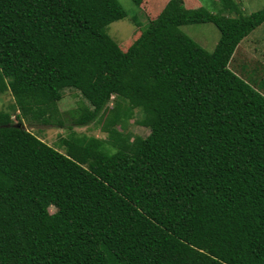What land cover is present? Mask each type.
<instances>
[{
  "label": "trees",
  "instance_id": "1",
  "mask_svg": "<svg viewBox=\"0 0 264 264\" xmlns=\"http://www.w3.org/2000/svg\"><path fill=\"white\" fill-rule=\"evenodd\" d=\"M215 1L166 0L121 46L118 0H0V264H264V59L230 65L264 8ZM196 23L218 27L213 51L180 29ZM67 88L74 125L108 139L61 151L24 125L64 127ZM137 110L150 133L132 139Z\"/></svg>",
  "mask_w": 264,
  "mask_h": 264
},
{
  "label": "rangeland",
  "instance_id": "2",
  "mask_svg": "<svg viewBox=\"0 0 264 264\" xmlns=\"http://www.w3.org/2000/svg\"><path fill=\"white\" fill-rule=\"evenodd\" d=\"M124 8L128 11V16L124 19H120L110 23L106 29L109 35L121 46H125L128 40H134L139 34V27L132 20L133 17L137 16V23L140 27L145 28L148 21L154 19L158 16L163 4L166 0H158L156 6L153 5L154 0H144L141 8L137 7L132 0H118ZM200 6L206 9L219 12L221 7L220 3H215V0H198ZM190 7H198L197 5H192ZM264 8V0H242L241 9L243 14L247 15L254 11ZM181 31L192 37L197 43L204 47L208 51H213L220 39V31L218 27L213 23H196V24H185L180 27ZM256 42H258V54H255L254 48L256 47ZM239 49L230 65L234 69L237 67H242L248 69L256 67L258 63L254 61L264 59V23L255 29L251 34L242 41V45ZM258 56V58H256ZM258 69L262 71L263 67L258 64ZM264 74V73H263ZM83 102L80 93L74 89H64L63 99L59 102V108L62 113V119L65 121L64 127L55 125H44L39 122L29 123L25 120L24 125L35 134L40 136L44 141L58 147L61 151H64L60 144V140L66 137L69 133L73 131L79 134H84L87 136H96L103 139H108V133L102 128V124L93 123L88 126L79 127L74 125L73 117L71 111L79 106ZM124 102V101H123ZM14 103V98L11 93H6L0 96V110L11 112V105ZM141 117V112L137 110L136 116L133 120L129 122L128 131L132 139L135 136L146 137L150 133L148 127H144L137 123L135 120ZM72 126V127H70ZM110 151H116V148L109 146ZM51 212H55V207H51Z\"/></svg>",
  "mask_w": 264,
  "mask_h": 264
},
{
  "label": "crops",
  "instance_id": "3",
  "mask_svg": "<svg viewBox=\"0 0 264 264\" xmlns=\"http://www.w3.org/2000/svg\"><path fill=\"white\" fill-rule=\"evenodd\" d=\"M241 45H242V44H241ZM239 49H241V48L238 47L237 51H238ZM254 50H255V54H258V42H256V47L254 48ZM237 51H236V52H237ZM256 58H258V56H256ZM254 61H256V63H258V60H257V59H255ZM245 68H247V66H245ZM250 70H252V69H250ZM253 70H255V72L258 74V64L256 65L255 68H253Z\"/></svg>",
  "mask_w": 264,
  "mask_h": 264
}]
</instances>
